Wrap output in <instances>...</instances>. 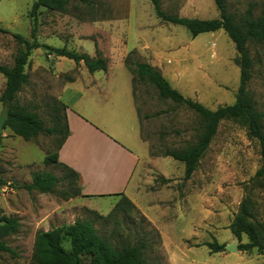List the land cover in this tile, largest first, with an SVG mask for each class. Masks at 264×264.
I'll return each mask as SVG.
<instances>
[{"label":"rangeland","instance_id":"obj_1","mask_svg":"<svg viewBox=\"0 0 264 264\" xmlns=\"http://www.w3.org/2000/svg\"><path fill=\"white\" fill-rule=\"evenodd\" d=\"M34 1L0 0V27L10 32H0V64L11 66L22 47L11 33L31 39L29 11ZM226 3L228 13L238 21L250 10L258 15L264 0ZM160 6L165 13L178 16H218L213 0H160ZM36 26V39L41 44L101 56L107 61L106 70L94 73L103 78V88L83 89L86 97L71 106L73 111L92 112L88 97L105 100L117 94L119 102L127 99L125 91L132 83L140 137L148 154L133 176L135 196L145 197V203L151 206L149 219L156 222H150L138 206H126L120 196H71L73 191L80 192L79 181L64 178L58 165L44 163V158L56 151L58 135L40 134L25 141L3 128L0 212L16 217L19 226L14 234L2 238L13 253L0 251V264H28L38 232L88 218L97 219L99 233L114 236V240L128 237L134 241L146 233L148 240L154 239L150 252L157 254L162 264H264V252L256 249L243 252L224 247L212 252L207 245L214 240L224 246L230 244L233 236L228 225L245 198L251 199L256 218L264 221V187L254 178L261 164L258 141L248 137L237 122L220 121L196 168L184 179L183 163L163 156V152L181 151L192 144L201 130V119L186 106L160 98L151 84L133 78L123 63L126 56L149 63L183 96L215 109L234 102L239 84L237 52L228 35L216 30L192 36L185 27L159 19L150 0H94L92 8L79 6L63 13L39 7ZM247 47L252 59L247 89L256 108L264 113V44L248 40ZM24 71L28 83L18 92L17 101L35 112L44 126H52L53 117L61 113L63 88L89 79L82 62L75 64L41 48L31 50ZM103 71L113 73L104 79ZM4 86L5 78L0 73V94ZM3 106L0 101V111ZM105 109L114 118L118 114L125 118L124 109L118 105H106ZM262 123L264 129V118ZM32 171L51 172L59 180L51 192L27 191L22 186L30 182ZM148 195L153 199L146 200ZM118 202L123 210L114 211ZM88 262L83 259V264Z\"/></svg>","mask_w":264,"mask_h":264},{"label":"trees","instance_id":"obj_2","mask_svg":"<svg viewBox=\"0 0 264 264\" xmlns=\"http://www.w3.org/2000/svg\"><path fill=\"white\" fill-rule=\"evenodd\" d=\"M94 0H35L31 4L29 16L31 18L30 40L18 33H11L13 38L22 45L14 55L11 66L0 64V73L5 78V86L0 94V101L8 106V117L3 128H8L14 135L25 141L33 140L40 134L58 135L57 149L51 155L44 158V163H54L64 171V178L79 181V174L72 168L58 160V149L68 136V123L66 118V106L60 103L61 113L55 115L52 126H44L39 116L22 106L17 101V94L22 86L28 83V75L24 66L31 50L41 48L46 53L62 56L72 60L75 64L82 62L89 73L106 70L107 61L101 56L91 57L87 53H78L67 50L64 47L52 48L41 44L36 39L37 9L45 7L57 12H67L79 6L92 8ZM218 11V16L210 19L178 16L165 13L160 0H150L155 15L166 22L185 27L192 36L202 32L223 30L235 46L237 56L235 63L239 68V84L232 104L218 106L209 109L200 102L183 96L173 88L167 79L155 66L130 59L126 56L123 60L126 68L133 78L151 84L158 92L160 98L171 100L178 105H184L194 111L202 121L201 130L196 140L181 151H164L163 156H169L184 165V179H187L207 149L209 142L215 135L218 124L222 120H231L243 126L248 137L255 138L260 147L261 164L256 170L254 178L258 186L264 187V129L262 120L264 113L258 110L247 89L251 77L252 59L247 47L248 40L264 44V3L258 15L251 10L238 21H234L227 11L226 0H213ZM0 32L10 33L0 27ZM133 82V79H132ZM57 111V109H55ZM1 138V135H0ZM58 178L51 172L32 171L29 183L22 187L27 190H35L39 193L51 192L58 182ZM166 182L168 179L162 178ZM79 191H73L70 195H78ZM121 202L129 208L134 204L122 193ZM88 197V195H82ZM118 202L115 210H123V205ZM94 215L96 213L92 212ZM111 213L107 217L110 216ZM98 216V215H96ZM106 222L111 219H99ZM113 222L115 219H112ZM144 222V219H140ZM97 219H75L73 223L52 227L46 231H40L35 235L31 261L28 264H83L87 258L89 264H162L157 254H152L151 248L154 239H147L144 233L140 238L131 241L128 237L114 240L111 235H101L96 227ZM19 226L18 219L0 212V251L13 253L4 243L2 238L14 234ZM117 226V224L115 225ZM228 228L237 240L236 249L250 252L256 249L264 252V221L256 218L251 199L245 198L239 204V209ZM141 231V228L139 229ZM150 236V235H149ZM242 236L246 241L242 242ZM152 237V236H151ZM212 252L224 249V244L215 240L207 243ZM264 260V259H263Z\"/></svg>","mask_w":264,"mask_h":264},{"label":"crops","instance_id":"obj_3","mask_svg":"<svg viewBox=\"0 0 264 264\" xmlns=\"http://www.w3.org/2000/svg\"><path fill=\"white\" fill-rule=\"evenodd\" d=\"M95 72L89 73L88 82H72L62 90L59 99L66 106L68 136L58 149V160L79 174L81 195L103 198L116 197L122 193L140 208L150 222L155 223L147 214L151 206L145 203V197L135 196L133 184L134 173L142 158L148 157V154L146 144L140 137L132 83L125 91L127 99L124 97L120 102L115 99L117 94H113L115 98L105 100L88 97L86 100L92 105V112L71 109L83 96L86 97L83 89L103 88V78L95 76ZM110 73L113 72H104V79ZM106 105L110 108L117 105L122 107L126 113L125 118L120 114L116 118L108 114ZM139 151H142L141 155ZM148 199L153 197L148 195L146 200ZM161 234L163 235L162 232ZM244 237L242 236V242ZM230 243H235L236 249L237 240L234 237Z\"/></svg>","mask_w":264,"mask_h":264},{"label":"water","instance_id":"obj_4","mask_svg":"<svg viewBox=\"0 0 264 264\" xmlns=\"http://www.w3.org/2000/svg\"><path fill=\"white\" fill-rule=\"evenodd\" d=\"M8 117V106L4 105L2 110L0 111V132L3 129V125L5 120ZM225 249L229 250V251H234L235 250V243H230L224 246Z\"/></svg>","mask_w":264,"mask_h":264}]
</instances>
